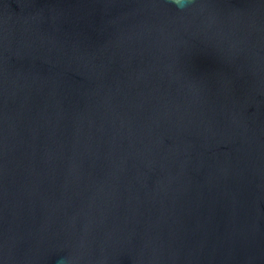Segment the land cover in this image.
Masks as SVG:
<instances>
[{
    "label": "water",
    "instance_id": "95a60500",
    "mask_svg": "<svg viewBox=\"0 0 264 264\" xmlns=\"http://www.w3.org/2000/svg\"><path fill=\"white\" fill-rule=\"evenodd\" d=\"M0 264H264V0H0Z\"/></svg>",
    "mask_w": 264,
    "mask_h": 264
}]
</instances>
